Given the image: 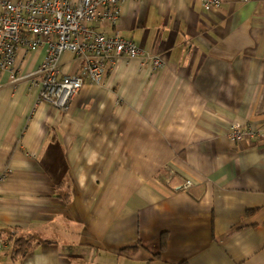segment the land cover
<instances>
[{
  "label": "crops",
  "instance_id": "1",
  "mask_svg": "<svg viewBox=\"0 0 264 264\" xmlns=\"http://www.w3.org/2000/svg\"><path fill=\"white\" fill-rule=\"evenodd\" d=\"M95 25L163 64L120 57L64 109L26 76L45 45L0 71V264H264V138L228 136L264 128V0H124Z\"/></svg>",
  "mask_w": 264,
  "mask_h": 264
},
{
  "label": "built area",
  "instance_id": "2",
  "mask_svg": "<svg viewBox=\"0 0 264 264\" xmlns=\"http://www.w3.org/2000/svg\"><path fill=\"white\" fill-rule=\"evenodd\" d=\"M124 0H0V71H12L17 51H32L45 45L46 53L39 66L26 76L37 77L39 102L64 109L85 82L103 83L106 68L120 57L149 60L154 68L163 62L154 53L144 52L132 40L122 37L117 29L111 34L98 30L97 23L115 25ZM205 10L216 9L220 0H200ZM69 50L82 59L76 73L63 74L60 54ZM260 131L245 129L237 122L228 127L234 140L250 139ZM7 171L0 173V182ZM189 181H186L188 184ZM3 242L0 240V249Z\"/></svg>",
  "mask_w": 264,
  "mask_h": 264
},
{
  "label": "trees",
  "instance_id": "3",
  "mask_svg": "<svg viewBox=\"0 0 264 264\" xmlns=\"http://www.w3.org/2000/svg\"><path fill=\"white\" fill-rule=\"evenodd\" d=\"M63 186V183L57 186L58 189ZM68 200V199H67ZM14 239L12 240V245L14 247V254L16 255H24L30 249L33 241L32 235L27 236H13ZM123 252L126 254H132L134 252V248L126 247L122 249Z\"/></svg>",
  "mask_w": 264,
  "mask_h": 264
}]
</instances>
